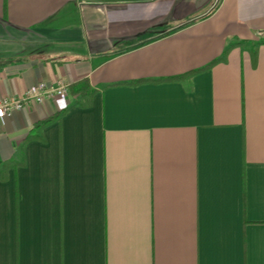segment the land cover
<instances>
[{
	"label": "crops",
	"instance_id": "crops-1",
	"mask_svg": "<svg viewBox=\"0 0 264 264\" xmlns=\"http://www.w3.org/2000/svg\"><path fill=\"white\" fill-rule=\"evenodd\" d=\"M59 81L0 120V264H264V0H0V99Z\"/></svg>",
	"mask_w": 264,
	"mask_h": 264
},
{
	"label": "built area",
	"instance_id": "built-area-1",
	"mask_svg": "<svg viewBox=\"0 0 264 264\" xmlns=\"http://www.w3.org/2000/svg\"><path fill=\"white\" fill-rule=\"evenodd\" d=\"M69 96V88L63 81L56 84H40L32 88L22 100L15 98H1L0 99V120L3 122L4 118L11 114L14 110H20L24 101L41 102L43 97L47 99L60 98L67 99Z\"/></svg>",
	"mask_w": 264,
	"mask_h": 264
},
{
	"label": "trees",
	"instance_id": "trees-1",
	"mask_svg": "<svg viewBox=\"0 0 264 264\" xmlns=\"http://www.w3.org/2000/svg\"><path fill=\"white\" fill-rule=\"evenodd\" d=\"M225 59H226V53L221 59L216 60V61L210 63L209 65H207V66H205L203 68H200V69H197V70H193V71H191V72H189V73H187V74H185L183 76H179V77H174V78H170V79H167V80L158 81L156 83H162V82L176 81V80H182V79L191 78V77H193V76H195L197 74H200V73L206 71L209 67H211L214 64L220 62L221 60H225ZM142 83H144V81H134V82L128 83L127 85L136 86V85H140ZM71 88H72V94L81 95V97H83V98L89 97V96H91L94 93V90L91 89V87L89 86V83L87 82V80L80 81V82L74 84L73 86H71ZM51 120H52V118L47 119L44 122H40V123L36 124L31 129V133L35 132L37 130H40L43 127L47 126L51 122ZM11 166H12V164L9 161L0 163V174L3 175V177H6V175L8 173V170L10 169Z\"/></svg>",
	"mask_w": 264,
	"mask_h": 264
}]
</instances>
